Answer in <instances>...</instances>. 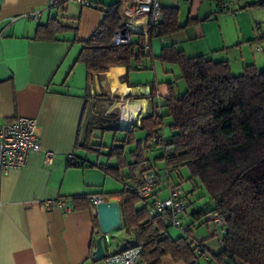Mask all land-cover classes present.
Instances as JSON below:
<instances>
[{"label": "crops", "instance_id": "0c3cea01", "mask_svg": "<svg viewBox=\"0 0 264 264\" xmlns=\"http://www.w3.org/2000/svg\"><path fill=\"white\" fill-rule=\"evenodd\" d=\"M91 1L94 7H78L73 0L57 7L49 6V0H1L0 121L17 116L36 118L35 133L41 150L32 151L22 168L0 171V264H105L104 259L92 260L99 230L96 209L88 196L103 194L104 200L118 203L113 193L122 190L123 184L100 167L118 166L117 159L107 155L108 148L120 145L126 133L140 125L152 103L164 104L168 82H172L175 90L184 89L176 63L160 62L150 56L138 70L153 69L151 80L132 77L137 69L127 72L123 65L110 66L102 77L87 72L85 65L76 61L81 42L99 25L103 16L101 8L112 0ZM223 1L226 9L219 8L218 0H160L163 9L177 10L178 27L157 36V40L151 38L145 54L157 56L162 46L173 45L189 57L202 55L214 61H226L233 74L241 73L248 64L262 69L264 34L260 36L259 31L264 32V2ZM32 12H37L36 18L29 16ZM119 14L122 22L120 6ZM52 17L76 23L77 30L58 32L55 39L35 38L38 26L45 25ZM140 26L141 31L133 33V38L135 34L144 35L146 25ZM153 81L155 94L150 93ZM123 102H136L138 108L141 104L139 118L135 120L138 124L119 122L117 108ZM108 114L118 119L116 127L102 128L93 120L96 115ZM166 129H162L163 137L169 136ZM144 139V130L134 131L133 140L124 147L129 165L122 168V173L125 177H137L144 167L162 164L164 173L153 169L158 174L153 197L166 198L167 190L179 181L172 177L177 172L168 171L164 161L157 158L163 153L162 147L145 145ZM45 150L53 154L50 164L43 162ZM69 154L83 159L84 164L68 160ZM141 155L146 160L140 163ZM179 178L184 180L182 176ZM191 182L190 193L198 185L195 180ZM162 187L167 190L162 191ZM56 198H63L71 210L46 209L41 205L45 199ZM141 205L142 202L137 206ZM198 208L187 212V207L184 213L190 218L188 242L192 247L198 243L208 255H200L196 248L198 264H217L211 255L222 248L220 236L213 228L211 231L209 215L195 219L192 213ZM198 221L206 224V232L200 229L195 233L193 227ZM116 231L112 230L103 242L106 253L125 247L133 239L132 231L124 226ZM166 232L173 239L186 235L182 232L172 236L168 227ZM119 234L120 241L113 250L111 245ZM160 264L185 263L166 254Z\"/></svg>", "mask_w": 264, "mask_h": 264}, {"label": "trees", "instance_id": "16d2710c", "mask_svg": "<svg viewBox=\"0 0 264 264\" xmlns=\"http://www.w3.org/2000/svg\"><path fill=\"white\" fill-rule=\"evenodd\" d=\"M101 11L99 25L81 42L76 57L87 72H96L102 77L112 65H123L127 72L138 70L150 56L160 62L176 63L179 78L184 82L182 90H175L172 82H168L164 104L152 103L150 112L140 119V125L133 126L120 145L108 148L107 155L114 156L118 166H100L123 184L122 190L113 193L121 215V224L116 229L124 226L133 233V239L125 247L114 250L140 246L151 264H160L166 254L185 264H198L195 249L200 248V255L204 253L198 243L192 247L188 242L190 223L185 225L183 233L186 235L171 238L167 227L148 213L146 203L136 194V186L142 183L141 175L147 171L156 173L152 166L144 167L137 177L123 175L122 168L129 165L124 147L133 140L134 131L141 129L145 131V145L155 138L149 146L162 147L163 153L157 158L164 161L168 171L181 176L178 170L186 166L187 179L198 180L203 186L208 200L192 213L195 219L215 212L222 215L225 226L222 248L211 258L217 264H264V69L248 64L241 73L233 74L226 61H214L202 55L189 57L173 45L162 46L157 56L146 55L143 34H135L136 38L132 37L129 45H116L112 43V36L121 25L119 0L105 3ZM176 12L175 8L161 6L159 30L149 29V38L175 30L178 27ZM64 30L75 33L77 24L52 17L45 25L38 26L34 37L55 39L56 34ZM150 87V93L155 94L154 81ZM144 111L143 101L142 114ZM93 120L102 128H114L118 124L113 114L96 115ZM165 127L169 131L167 137L161 134ZM144 160L141 155L138 162ZM180 184L178 181L173 186ZM140 202L143 205L138 207Z\"/></svg>", "mask_w": 264, "mask_h": 264}, {"label": "built area", "instance_id": "2783aa9c", "mask_svg": "<svg viewBox=\"0 0 264 264\" xmlns=\"http://www.w3.org/2000/svg\"><path fill=\"white\" fill-rule=\"evenodd\" d=\"M69 0H49V6L57 7ZM78 6L84 7L92 5L91 0H73ZM190 1V0H186ZM119 6L123 21L117 27L112 36V43L116 45H129L132 42L133 33L141 31V24L145 23L146 30L144 31L143 51L148 53L149 44V29L157 32L159 30V23L162 19L160 0H119ZM220 9H226L227 4L223 0H218ZM1 9V0H0ZM37 12L29 14L30 17L36 18ZM144 17V20H140ZM263 31H259V35H263ZM3 32L0 31V38ZM119 122H121V113L119 115ZM37 119L34 117L17 116L10 120L0 121V171H7L9 169L22 168L32 151H40L41 145L35 133ZM155 141L152 138L148 145ZM43 162L50 164L52 162L53 154L49 150H45L43 154ZM68 160H76L81 163V159L69 154ZM142 183L136 186L135 191L138 197L146 203L148 213L158 217L162 224L166 227L175 226L185 231V225L180 221V214L186 211L188 201L185 193L177 186H171L168 189V196L166 198L153 197V188L157 183L158 176L153 171L144 172L141 175ZM92 207L95 204L105 199L103 194H92L88 196ZM41 205L46 209L52 207H59L64 211L71 210V207L65 202L63 198L45 199L41 201ZM209 221L213 229L221 237L225 232L224 219L219 213H212L209 215ZM200 249V248H199ZM198 249V251H199ZM204 257H207L203 253ZM105 264H151L143 255L141 247H128L119 251L108 252L103 258ZM221 264H226L222 262Z\"/></svg>", "mask_w": 264, "mask_h": 264}, {"label": "rangeland", "instance_id": "374dc122", "mask_svg": "<svg viewBox=\"0 0 264 264\" xmlns=\"http://www.w3.org/2000/svg\"><path fill=\"white\" fill-rule=\"evenodd\" d=\"M154 39L157 40L156 37H154ZM164 65H165L164 67L166 68V64H164ZM263 69H264V67L262 69H259V70H263ZM134 71L135 72L132 74V77L138 78L139 80H151V79L154 78V71H153V69H149V70L142 69V70H134ZM181 83H183V80H182ZM183 85H184V83H183ZM140 107H141V104H140V106L138 108V103H137V110H136L137 114H136V118L133 120L134 122H135V120H137V118H139L137 115H138V109H140ZM119 115H120V108L118 107L117 108V116L119 117ZM136 124H138V122ZM97 132L98 133H101L100 130H97ZM104 133H106V132H104ZM165 135H166V133H165ZM153 153H156V150L153 151L149 156H151ZM152 168L154 170H156V168H157V170L160 173H164L165 172L162 164H157V167H152ZM180 175L182 177H184L185 179L184 180H180L179 176L176 173H173L172 177H173V179L175 178V181H177V180H179V182L181 181V184L179 185V188L184 193H186L185 196L187 197V199L190 202L189 205H188L187 212H191L194 208L195 209L198 208L205 201H207L208 200V196H207V194H206L203 186L201 185V183L198 180L196 181L198 185L195 186L194 190L191 193L189 192V189L191 188V185H192L191 183L192 182H191L190 179H187L188 178L187 176H189V170L187 169L186 166L181 167V169H180ZM154 190H155V187L153 188V191ZM164 190H167V189L165 187H162V191H164ZM167 191H165V192L167 193ZM207 206L208 205H206L204 207L207 208ZM184 213L185 212H183L182 214H180V221H181L182 225H186L190 221V218H188V216H184ZM201 218H203V216ZM208 222L210 223L209 219H208ZM195 225H196V227L195 228L193 227V229H194V231H195L196 234H197L198 230H200V229H201V231H205L206 232V224L204 222H202L201 224H199V221H198V222H196ZM212 228H213V226L210 223V229H211V231H212ZM168 230L170 231V233H171L172 236L178 235V233H182L181 230L178 229L175 226H169L168 227ZM115 232H117L116 231V228L113 229V233H115ZM120 238H121V234H119V235L116 236V239L114 240L113 245H111L113 250L116 249L117 246H116L115 243H118L120 241L119 240ZM232 264H234V263H232Z\"/></svg>", "mask_w": 264, "mask_h": 264}, {"label": "water", "instance_id": "95a60500", "mask_svg": "<svg viewBox=\"0 0 264 264\" xmlns=\"http://www.w3.org/2000/svg\"><path fill=\"white\" fill-rule=\"evenodd\" d=\"M95 209L99 234L95 238V247L92 251V260L94 261L105 257L103 242L111 234V231L121 224L120 210L116 201L100 200L95 204Z\"/></svg>", "mask_w": 264, "mask_h": 264}, {"label": "bare ground", "instance_id": "6f19581e", "mask_svg": "<svg viewBox=\"0 0 264 264\" xmlns=\"http://www.w3.org/2000/svg\"><path fill=\"white\" fill-rule=\"evenodd\" d=\"M119 108H120V113H121V123L122 124L137 123V121L133 122L137 114L136 112L137 103L136 102H123L122 104H119Z\"/></svg>", "mask_w": 264, "mask_h": 264}]
</instances>
